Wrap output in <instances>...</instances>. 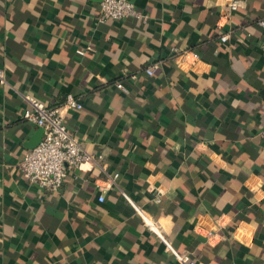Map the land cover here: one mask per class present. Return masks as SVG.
I'll return each mask as SVG.
<instances>
[{"label":"crops","instance_id":"1","mask_svg":"<svg viewBox=\"0 0 264 264\" xmlns=\"http://www.w3.org/2000/svg\"><path fill=\"white\" fill-rule=\"evenodd\" d=\"M129 1L144 23L98 22V0H0V264H179L122 193L195 264H264V0ZM22 94L60 106L99 166L56 192L27 182L42 130Z\"/></svg>","mask_w":264,"mask_h":264},{"label":"built area","instance_id":"2","mask_svg":"<svg viewBox=\"0 0 264 264\" xmlns=\"http://www.w3.org/2000/svg\"><path fill=\"white\" fill-rule=\"evenodd\" d=\"M98 6L99 13L96 16L98 22L131 18L144 23L147 19V15L136 9L129 0H98ZM237 6L236 0H230L225 6V14L235 10ZM256 23L264 30V17L258 19ZM226 39V33L220 34L219 40L221 42ZM155 68L156 65L152 64L146 66L143 72L149 76L154 72ZM0 84H5L1 70ZM115 84L118 89L126 92L125 87L120 82ZM22 97L28 103V106L22 111V118L32 122L42 130L39 142L24 153L18 165L21 175L27 182L47 192H56L68 169L77 168L81 164L99 166L101 155L86 152L78 139L66 131L62 117L59 114L60 106L33 100L25 94H22ZM61 107L70 110H80L81 104L73 94L67 93L64 96ZM261 124L260 134L264 136V116ZM116 177L117 173H113L110 177L108 176V181L113 183ZM122 195L135 209L143 227L160 239L177 263L195 264L194 260L190 259L187 254L174 251L159 233L156 223L142 210L134 206L124 193ZM97 200L101 202L103 200L102 195H98ZM206 235L211 236L212 231H207Z\"/></svg>","mask_w":264,"mask_h":264},{"label":"water","instance_id":"3","mask_svg":"<svg viewBox=\"0 0 264 264\" xmlns=\"http://www.w3.org/2000/svg\"><path fill=\"white\" fill-rule=\"evenodd\" d=\"M261 95H263V96H264V90H262V92H261Z\"/></svg>","mask_w":264,"mask_h":264}]
</instances>
